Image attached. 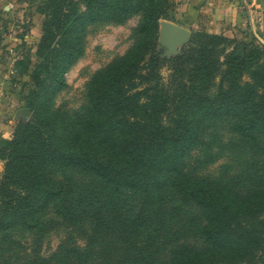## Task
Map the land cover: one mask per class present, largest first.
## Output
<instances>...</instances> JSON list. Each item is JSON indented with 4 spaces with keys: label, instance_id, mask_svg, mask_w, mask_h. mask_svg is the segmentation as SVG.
<instances>
[{
    "label": "trees",
    "instance_id": "16d2710c",
    "mask_svg": "<svg viewBox=\"0 0 264 264\" xmlns=\"http://www.w3.org/2000/svg\"><path fill=\"white\" fill-rule=\"evenodd\" d=\"M170 1L85 0L81 12L72 0H43L44 34L32 73L37 90L26 106L33 119L20 122L0 150L7 161L0 232L33 229L55 206L65 224L90 225L87 248L63 245L57 264H89L101 244L112 263L153 264L162 247L129 198L138 196L147 208L165 203L172 191L200 211L206 247L175 246L168 264H264V190L240 196L182 170L209 121L233 119L244 142L264 139V46L199 33L179 55L165 58L160 24L177 23L166 13ZM138 15L136 43L93 76L84 112L71 116L56 108L66 75L85 54L87 28L124 25ZM69 172L93 181L77 184Z\"/></svg>",
    "mask_w": 264,
    "mask_h": 264
},
{
    "label": "rangeland",
    "instance_id": "374dc122",
    "mask_svg": "<svg viewBox=\"0 0 264 264\" xmlns=\"http://www.w3.org/2000/svg\"><path fill=\"white\" fill-rule=\"evenodd\" d=\"M72 1L81 12H85V0ZM42 4L43 0H0V112L6 110V106L9 107L13 101L14 106L16 105L10 117L2 122L10 121L13 125L10 133L7 131L0 134V150L5 141L13 139L20 122H30L33 119V112L26 106L32 97L31 93L37 90L32 73L39 63L36 53L44 34L45 16L39 12ZM179 9L180 0H171L166 13L174 16L176 24L183 25L192 35L204 33L236 42L257 40L264 46L260 39L261 30L253 31L246 27L240 33L231 34L229 29H219L215 24L205 21L183 23ZM141 20L142 17L138 15L124 25L97 23L87 28L85 54L66 75L68 86L57 96L56 108L71 116L84 112L89 82L98 71L134 46ZM163 22L167 21L161 22L160 30ZM190 41L179 45L173 54L165 49L163 56L172 58L179 55ZM158 42L161 45L160 31ZM169 74L168 68L163 70L165 78ZM219 85L220 77H217L211 88L212 95L218 91ZM22 109H27L29 114L20 116L19 111ZM234 125L233 119L209 121L203 129L199 145L184 159L182 170L184 174L211 186L227 188L232 193L248 196L254 191L264 190V139L255 143L244 142L235 133ZM6 163L0 157V182L5 175ZM54 174L55 178L62 177L60 171H55ZM68 174L77 184H91L93 181L79 173ZM166 196L168 199L165 203H156L147 208L138 196L131 195L129 198L135 217H145L144 228L156 235V240L162 247L160 259L153 264H168L171 249L178 245L196 249L206 247L198 231V224L202 223L200 211L194 206L185 205L172 191L166 193ZM89 232V224H85L83 228L71 227L56 215L55 206L50 207L39 217L35 228L19 226L0 232V264H57L63 245H76L85 250ZM141 232L148 235L145 231ZM92 254L89 264H116V261L110 262L104 244L94 248Z\"/></svg>",
    "mask_w": 264,
    "mask_h": 264
},
{
    "label": "crops",
    "instance_id": "0c3cea01",
    "mask_svg": "<svg viewBox=\"0 0 264 264\" xmlns=\"http://www.w3.org/2000/svg\"><path fill=\"white\" fill-rule=\"evenodd\" d=\"M182 22L213 23L219 29L225 27L237 34L250 27L261 30L264 44V0H180ZM183 26V25H181ZM14 102L0 112V134L7 133L13 123L5 122L16 109ZM9 129V130H8Z\"/></svg>",
    "mask_w": 264,
    "mask_h": 264
},
{
    "label": "water",
    "instance_id": "95a60500",
    "mask_svg": "<svg viewBox=\"0 0 264 264\" xmlns=\"http://www.w3.org/2000/svg\"><path fill=\"white\" fill-rule=\"evenodd\" d=\"M161 46L166 48L169 53L173 54L179 45L186 44L190 41L192 33L190 30L169 22H163L160 30ZM29 111L22 109L19 111L20 116H27Z\"/></svg>",
    "mask_w": 264,
    "mask_h": 264
}]
</instances>
